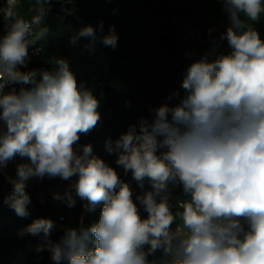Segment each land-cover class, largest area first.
Instances as JSON below:
<instances>
[{
  "label": "clouds",
  "instance_id": "clouds-1",
  "mask_svg": "<svg viewBox=\"0 0 264 264\" xmlns=\"http://www.w3.org/2000/svg\"><path fill=\"white\" fill-rule=\"evenodd\" d=\"M35 2L30 20L18 15L17 0L0 9L7 22L0 37V168L17 155L27 159L17 165L4 202L27 217V180L76 176L71 188L88 202L85 207H103L98 223L80 232L68 228L59 241L49 238L54 223L46 218L35 219L20 235L43 233L45 243L36 251L47 250L55 264H156L148 256L158 250L160 264H264V41L241 19L243 14L258 21L264 0H222L231 26L221 39L231 52L194 61L182 80L186 96L179 104L161 105L151 122L141 118L114 143L106 142L109 153H119L116 163L125 174L130 171L141 188L148 179L152 190L136 197L146 219L129 185L92 154L91 145L82 154L74 150L100 116L98 100L78 86L68 62L57 59L56 70L42 71L39 80L36 70H18L26 66L29 45L48 34L42 22L50 0ZM80 37L95 39V31L83 27L72 42ZM117 41L114 28L102 37L113 48ZM17 83L32 87L4 91ZM169 182L190 196L177 202V214L169 204ZM53 198L68 207L76 203L71 191Z\"/></svg>",
  "mask_w": 264,
  "mask_h": 264
},
{
  "label": "trees",
  "instance_id": "trees-1",
  "mask_svg": "<svg viewBox=\"0 0 264 264\" xmlns=\"http://www.w3.org/2000/svg\"><path fill=\"white\" fill-rule=\"evenodd\" d=\"M37 7L35 0H17L15 10L23 19H31ZM45 7L48 11L42 26L47 27L48 34L45 39L29 45L28 48L42 47L41 55L33 63L47 66L52 72L57 68V59L66 60L78 86L89 90L99 102L97 110L101 119L89 133L80 134L74 150L82 154L83 147L91 145L92 154L112 167L129 185L138 213L146 219L148 213L136 197L152 190L148 179L145 178L141 188L130 171L125 174L116 163L119 153H109L106 142L114 143L130 125L138 126L141 118L151 122L161 105L179 104L186 96L182 80L194 61L206 53L211 59L218 52H231L227 39H221L228 28V14L218 0H50ZM241 19L251 24L264 41V13L258 21H250L243 14ZM89 25L95 31V39L80 37L74 44L76 34ZM110 28H114L118 37L115 48L102 43V37ZM0 32L7 33L4 19H0ZM212 45H217V49H212ZM21 163H8L5 168L17 178V170L11 171L9 165ZM72 179L76 182L78 177ZM32 180L33 177L26 183ZM71 185L59 177L38 178L32 188L25 187L31 201L27 206L30 214L21 218L4 202L14 185L0 172V264H16L18 257L23 258L19 264H55L47 250L36 251L38 245L45 243L43 233L33 236L20 235V232L37 218L53 221L49 238L54 242L60 240L66 229H77L83 200L76 196ZM57 189L71 191L75 206L56 203L53 193ZM167 193L169 204L190 199L182 185L172 182L168 183ZM42 195L46 196L45 201ZM102 207V203L87 207L83 230L98 223ZM172 211L177 214L182 210L174 207ZM177 223L179 219L172 225L173 229ZM161 257L162 252L158 250L148 256V260L160 264ZM61 264L68 261L63 260Z\"/></svg>",
  "mask_w": 264,
  "mask_h": 264
},
{
  "label": "built area",
  "instance_id": "built-area-1",
  "mask_svg": "<svg viewBox=\"0 0 264 264\" xmlns=\"http://www.w3.org/2000/svg\"><path fill=\"white\" fill-rule=\"evenodd\" d=\"M218 1H220L222 3V7L225 10V6H224V3L222 2V0H218ZM6 6H7V0H0V9L5 8ZM0 19H4L3 12H0ZM25 20H30V19H25ZM0 33L4 36V34L2 32H0ZM212 49L216 50L217 49V45H212ZM41 53H42V47L41 46H34V47H31V48H28V57L26 58V66L25 65H18L19 68H20V71L29 72V71H32V70H36L37 71V80H39L41 78L39 73H41L42 71H49L47 66H38V65L33 63V61L38 56H40ZM221 54L226 55L225 52H218L217 54H215L213 56V58H211V59L209 58V60H213L216 57V55H221ZM197 60H199V59H197ZM31 87H32L31 84H28V85L23 84V88L30 89ZM12 88H15L18 91L17 84H9L5 88L4 91L5 92H9V91L12 90ZM97 112L99 113V116H100V119H101L100 111L97 110ZM19 157L20 156L17 155L14 159L9 161L8 163H15L18 160ZM183 200H185V199L171 201L170 205H171L172 208L178 207L177 206V202L178 201H183ZM61 219H64V217H61Z\"/></svg>",
  "mask_w": 264,
  "mask_h": 264
},
{
  "label": "water",
  "instance_id": "water-1",
  "mask_svg": "<svg viewBox=\"0 0 264 264\" xmlns=\"http://www.w3.org/2000/svg\"><path fill=\"white\" fill-rule=\"evenodd\" d=\"M0 37H3V35L0 33ZM18 67V70H20L19 66ZM17 88H18V91L20 88H23V84L21 83H17ZM0 172L4 175V177L6 178V180L8 182H11L13 183L14 181H16L15 179H13L12 177L9 176V174L7 173L5 167L3 168H0ZM39 177H33V180L31 183H26V187L27 188H32L34 186V184L36 183V180L38 179ZM72 184L75 183V181L70 178L69 180H66ZM85 205H87V203L85 202V200H83V211L80 215V220H79V225H78V228L76 229L78 232L82 231L83 230V226H84V220H85V216H86V212H87V207H85Z\"/></svg>",
  "mask_w": 264,
  "mask_h": 264
},
{
  "label": "rangeland",
  "instance_id": "rangeland-1",
  "mask_svg": "<svg viewBox=\"0 0 264 264\" xmlns=\"http://www.w3.org/2000/svg\"><path fill=\"white\" fill-rule=\"evenodd\" d=\"M229 26H231V21L229 20V17H227V26L226 27H229ZM23 162V163H26V161H25V158H21V157H19L18 158V160L16 161V162ZM9 169L11 170V171H15V170H17V166H15V165H9ZM66 192H68L67 190H62V189H57L56 191H54V193H53V195L54 194H56V193H58V194H60V196H64L65 195V193ZM42 200L43 201H45L46 200V196L45 195H42ZM53 200L56 202V203H61L62 205H64V206H67L66 205V203L64 202V200H58V199H54L53 198ZM69 218H70V220L72 219V215H70L69 214ZM23 258L22 257H18L17 259H16V264H19L20 263V261L22 260Z\"/></svg>",
  "mask_w": 264,
  "mask_h": 264
},
{
  "label": "bare ground",
  "instance_id": "bare-ground-1",
  "mask_svg": "<svg viewBox=\"0 0 264 264\" xmlns=\"http://www.w3.org/2000/svg\"><path fill=\"white\" fill-rule=\"evenodd\" d=\"M5 169H6V168H5ZM6 171H7V173L9 174L10 177H12V178L15 179V180L17 179V178H15V177H13L7 169H6ZM27 181H28V180H27ZM27 181H26V182H27Z\"/></svg>",
  "mask_w": 264,
  "mask_h": 264
}]
</instances>
